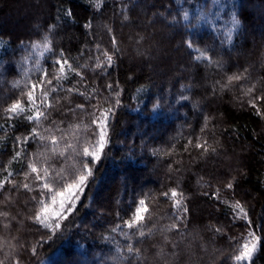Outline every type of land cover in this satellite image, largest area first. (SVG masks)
Returning <instances> with one entry per match:
<instances>
[{"label":"trees","instance_id":"obj_1","mask_svg":"<svg viewBox=\"0 0 264 264\" xmlns=\"http://www.w3.org/2000/svg\"><path fill=\"white\" fill-rule=\"evenodd\" d=\"M261 97L264 0H0V262L264 264ZM89 161L60 229L36 221L44 180L61 191Z\"/></svg>","mask_w":264,"mask_h":264},{"label":"snow or ice","instance_id":"obj_2","mask_svg":"<svg viewBox=\"0 0 264 264\" xmlns=\"http://www.w3.org/2000/svg\"><path fill=\"white\" fill-rule=\"evenodd\" d=\"M185 19H187V16H185ZM45 46H47V45H45ZM188 46L191 47V44H189ZM34 47H36V46L34 45ZM105 55H107V54L105 53ZM197 59H208V57L205 55L204 52H200V56H198ZM107 60H108V62L110 64L111 60H112V57L111 56H107ZM56 64L60 65V71H61V73H63L64 65H67L68 62L67 61L57 60ZM97 66L99 67V64ZM77 75H79V73H77ZM57 78H63V77L61 76V77H57ZM239 79H240L239 76L229 77V81L239 80ZM49 83H51V80H49ZM35 87L36 86L34 85L33 88H35ZM42 91H43L44 97L46 98L48 96L49 90L48 89H42ZM50 91L54 92V91H56V89L52 88V89H50ZM68 91L72 92L73 89H68ZM248 92L251 93L252 92V88H249ZM32 99H33V92H29V100L31 101ZM260 99L264 100V97H261ZM253 106L255 107V105H253ZM77 107L78 108H83V105H77ZM6 111L9 112V113H12L14 115H18V114L24 112L25 109L21 105V103L18 101L16 103L12 104ZM110 111H111V109H105V112H110ZM102 115H103V113H102ZM42 116H44V113L38 112L35 115H29L26 118L29 121H33V120L39 121ZM93 122L97 123L98 126L101 128L100 140H99V149L98 150L102 151L103 147H104V143H105L106 123H103V122H101L99 120H94ZM77 127H79V126L77 125ZM35 134L36 133L34 132L33 135H35ZM41 139H44V138L41 137ZM51 142H52L53 145H56L57 144L56 137L53 136L51 138ZM196 147L197 148H201V147H204V146L202 144L197 143ZM205 151H207L206 148H205ZM84 155H85V157L91 155V158H92L93 161L99 159L98 151L96 150L95 147H93V150L91 152H90L89 148H87V147L84 148ZM90 163H91V161H89L88 163H84L83 171L86 172L87 175L81 174L79 176L77 182H75L73 184H67V186L63 187L61 191H55L54 192L53 182L50 179H45L44 180V182L42 184L43 189H45L48 193H52V195L50 197L51 198V205L47 204L44 199H41L39 201V203L42 205V208L40 209V211L35 216V220L36 221L40 222L46 228L57 229V230L60 229V227H61L60 221L66 220L68 218L67 215H65L64 213L65 212L70 213L73 210L72 207H65V201L74 200L76 198V195L78 194L79 189L82 188V186L85 185L88 177L92 175V169L89 166ZM28 167H29V169L32 172H37V168L32 163H29ZM9 175H11V173H9ZM44 176H45V178H47L48 177V173L45 172ZM36 179L40 180L41 177L38 175L36 177ZM232 186L233 185L231 183H229L227 185V187H229V188H232ZM24 187L27 189L29 187V185L25 184ZM165 195L167 196V193ZM177 195H178L177 191L175 189H172L171 190V197L175 198V197H177ZM57 197H60V199H59V209L54 207L57 204ZM173 202H174L175 206H177V207L180 206V203H181L180 200H175L174 199ZM234 208L236 210H238V212L240 214H242V218L246 217L247 214L244 213V210H243L242 206L239 203H236ZM185 211H186V209H185ZM144 212H147V207L145 206V201L141 200L139 202V206L137 207L136 213L134 214V218L131 221L128 222V226L132 227L133 225L139 224V222L144 219V217L142 215V213H144ZM41 213H44V214H47V215H45V217L42 218L41 217ZM50 217L51 218H56L57 222L55 224L46 223L45 222L46 219H48ZM172 227L174 228L175 225H172ZM140 235L143 236L144 233L141 231ZM255 247H256L255 244L249 245L248 243H245L244 246H243V250L239 253V255H236L234 257V259L237 260V261H243L245 259H250L252 253L255 250ZM129 252H132L131 246H129ZM0 264H2V262H0Z\"/></svg>","mask_w":264,"mask_h":264},{"label":"rangeland","instance_id":"obj_3","mask_svg":"<svg viewBox=\"0 0 264 264\" xmlns=\"http://www.w3.org/2000/svg\"><path fill=\"white\" fill-rule=\"evenodd\" d=\"M256 7H254V9H255ZM263 230H264V227H263Z\"/></svg>","mask_w":264,"mask_h":264}]
</instances>
